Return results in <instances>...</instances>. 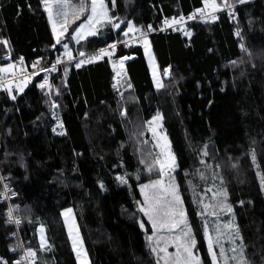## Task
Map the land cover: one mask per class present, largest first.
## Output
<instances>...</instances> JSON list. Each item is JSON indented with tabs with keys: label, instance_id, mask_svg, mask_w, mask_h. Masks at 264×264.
I'll list each match as a JSON object with an SVG mask.
<instances>
[{
	"label": "trees",
	"instance_id": "16d2710c",
	"mask_svg": "<svg viewBox=\"0 0 264 264\" xmlns=\"http://www.w3.org/2000/svg\"><path fill=\"white\" fill-rule=\"evenodd\" d=\"M104 1L111 23L74 44L71 35L85 15L56 44L41 0H0V41H8L0 43V68L8 56L38 60L44 68L69 49L88 52L122 38L130 22L152 31L147 38L162 85L155 84L139 45L117 52L137 56L120 92L112 87L106 60L79 68L63 63L44 88L40 72L23 92H12L15 100L0 90V168L17 193L26 249L38 254L42 227L50 264H77L62 218L72 208L91 264H158L139 207L140 186L158 176L157 169L149 171L154 155L143 142L145 122L161 114L201 264H212L199 204L208 179L200 176L210 169L235 214L244 259L264 264V0H215L223 10L211 22L191 24L190 36L161 27L213 0ZM83 2L89 6L91 0ZM215 225L212 219L219 264H239L238 249L231 251L235 245L216 235ZM13 234L0 200V264L19 259L12 252L19 246Z\"/></svg>",
	"mask_w": 264,
	"mask_h": 264
},
{
	"label": "rangeland",
	"instance_id": "374dc122",
	"mask_svg": "<svg viewBox=\"0 0 264 264\" xmlns=\"http://www.w3.org/2000/svg\"><path fill=\"white\" fill-rule=\"evenodd\" d=\"M41 2H42V0H41ZM50 2L53 3V15H54V18L56 19L57 31L59 32V31L62 30V27H61L62 26V19H61V17L59 15H57V13L60 12L61 9H59L56 6L54 0H50ZM68 3L71 5V7H69L66 10L69 11L70 13L72 12L73 8H77L78 7V1L77 0H68ZM212 3H213V1L210 2L209 4H207V6L205 5L203 9L204 10L209 9V10L214 11L212 9V7H211ZM215 3L217 5H219V3L217 1H215ZM42 4H43V2H42ZM90 4H91V2H90ZM104 4L107 7L105 1H104ZM42 6L45 9V5L43 4ZM218 8H220V9H216V10H218V11L221 10V5ZM45 12H46V15H47V18H48V21H49L51 33H52L54 39L56 40V37H55V35L53 33V30H52V21L49 19L48 12L47 11H45ZM85 15L86 16L90 15V5L88 6V8L85 11V13L83 15H81V17H83ZM108 15H109V13H108ZM69 20L72 21V20H77V19H74V17L70 15L69 16ZM86 23H87V17H86V19H84V21H82L81 24H86ZM107 23H108L107 21H103L101 24L96 25V29H97L96 33L99 32V30H101L104 27H106ZM68 28H67V32H68ZM127 31H128V28H127V30L125 32H127ZM67 32H65L64 35L61 38H65L67 36ZM73 34H75V31L72 33V35ZM97 34H95V35H97ZM72 35H71V39H72ZM91 36H94V35H87L85 33V36H84V38L82 40H84V39H86L88 37H91ZM145 40L147 41V49H148L147 52L145 50L146 46H145L144 42L142 43V45H143V48L145 50V54H146V57H147V61H148L150 72H151V74L153 76L155 84L157 85V81H159V83H160V79H161L160 72L158 71V65H157V62H156V58H155L154 52H153V50H152V48L150 46L148 38L145 39ZM149 54L151 56V59L149 58ZM101 60L102 61H104V60L108 61L107 59H101ZM9 65H13L14 67L11 68L8 72H3V73L17 72L21 68V64H19L16 61H11V62L7 63L6 65H4L2 68H8ZM167 72H168V70H167ZM167 75H166V77H167ZM31 80H32V78H26V79H24L23 81H21L20 83H18L16 85L8 84V85L11 86V96H13L12 92H14V91L16 92L15 95L23 92L28 87V85L31 82ZM20 87L23 88V91L19 90ZM121 89L122 88L120 87V90ZM158 115H159L160 118L159 119H154ZM158 115L154 116L152 119H150L149 121L145 122L146 130H145L144 136H143V142L145 144H148V146L153 151L154 157H153V164H152L151 168L157 169L158 176L153 178L150 181H147L146 183H144V184H142L140 186V192L142 194V202H141L139 208L145 206L144 205L145 192L148 194L149 197H159L160 200H161V204L162 205H163L165 200H171L172 199L171 191L165 192L164 190L165 189H171L172 186H175L176 191H177L180 199L183 202L182 196H181L180 191H179V186L177 185V183L175 181V178H174V173L176 171V160H175V168H174V170L171 169V168L165 167V170H164L165 174H163V175L160 172L161 164L157 162L159 160L161 162L167 163L169 161V157L170 156H174V153L172 152V149H171L170 141L168 139V136L166 134V131H165V128H164V125H163V117H162L161 114H158ZM149 122H152V123L150 124ZM57 124L60 125V122H57ZM152 129H155V135H154ZM149 136H151L150 142L149 141L145 142L144 141L145 138L146 137L149 138ZM174 158H175V156H174ZM200 178L203 179V180H206L208 178L206 180V183L204 184V187H203L204 188L203 190H205V191L201 193V196L199 198V204H200V214L204 215L206 217V219H207V230L209 232V235L212 237L213 245L215 243V238H214V235L211 234V232H210V230H211L210 223L212 222V219H214V222L216 224L214 226L217 229L216 235H218V236L230 241L231 243H233L235 245V248L238 249L236 254H240V256H241V251H240L241 250V246H240L241 245V239H240V235L238 237L235 235V228H237L236 220H235V214H234L233 211L231 213H228L226 211V209L223 207L224 205L230 206V204H229V202L227 200L228 196L226 195V197H225V195H224V193L226 191L222 189L219 181L215 180L216 175L211 171V169L209 171V174L207 173V174H204L203 176L201 175ZM157 180L162 181V184L157 185L155 188H151L150 187L148 189H145V192L141 191V187L143 185H151L154 181H157ZM205 206H208V207L206 208ZM178 207L183 209V211H184V213L186 215L187 223L190 226L184 203H182V205H179ZM68 209L72 210L71 211V219L69 220V223L74 221V228H73V231H72L71 235L69 234L68 224L65 223V219L66 218L63 215ZM213 213H216V214L213 215ZM145 217L148 220V217L147 216H145ZM62 218L64 220V223H65L66 227H67L68 235L70 237L72 245H73V237L77 238V245H76V248L74 250H75L76 254L78 252L80 253L79 260H82L81 264H83L84 260H83V257H82V253L84 252V249H83L84 242H83L81 233L79 231V228H78V225H77V222H76V219H75V214H74L73 209L72 208L64 209L62 211ZM148 222L150 224L151 231H150V233L147 234V238L149 236L152 237V240L151 241L148 240V242H149V247L151 248V250H152V248H156L155 252L152 251L154 256L159 261V264H173L172 257H174V255L176 254V244H175L173 238L175 236H177V235H180V230L177 229L175 232H169L167 229H161L159 231H155L154 232V230L152 228V225H151V222L149 220H148ZM230 224L233 227H226V225H230ZM41 229L42 228L39 229L40 234H42ZM205 240H206V243L208 245V240H207L206 237H205ZM165 247H167V254L160 251V249L165 248ZM30 250L35 253L34 256L29 257L31 259V261H33L34 264H38L37 260H40V264H50L48 257H45L44 255L38 256L36 250L35 251H34V249H30ZM28 251H27V253H28ZM193 251H194V254L199 257V254L196 251V247H195V249ZM242 253H243V248H242ZM243 258H244V255H243ZM199 259H200V257H199ZM218 264H219V262H218Z\"/></svg>",
	"mask_w": 264,
	"mask_h": 264
},
{
	"label": "snow or ice",
	"instance_id": "6c2138e0",
	"mask_svg": "<svg viewBox=\"0 0 264 264\" xmlns=\"http://www.w3.org/2000/svg\"><path fill=\"white\" fill-rule=\"evenodd\" d=\"M43 4L45 5V11L48 12V16L49 19L52 21V30L53 33L56 37V44H60L61 43V37L64 35L65 32H67V28L70 24V22H74V20L70 21L69 20V16H73L74 19H79L81 17V15H83L85 13V11L88 8V5L86 3L82 2L79 4V6L77 8H73L72 12L70 13L69 11H67L66 9H68L69 7H71V5L68 3V0H54L56 6L61 9L60 12L57 13V15H59L62 19V30L61 31H57V23H56V19L54 18L53 15V3L50 2V0H42ZM223 2V0H222ZM238 3H245L246 0H237ZM113 6L115 4V0H112ZM207 6V5H206ZM224 6H229V5H224ZM213 10H216L218 7H220V5H217L215 3V0H213V3L211 5ZM230 7V6H229ZM195 18L190 17V19ZM111 17H109L108 15V9L104 4V0H91V4H90V15L87 16V23L86 24H81L76 30H75V35L72 37L73 39H83L85 36V33L87 35H95L96 34V25L101 24L103 21H107L108 23H111ZM183 19V18H181ZM211 19H215V16L211 17ZM166 24L168 23H178V21H171L165 22ZM114 28H119L120 25L119 24H113L112 25ZM149 30H151V26H149ZM136 31V29L133 28L132 24L129 22L128 24V31L124 33V35H128L129 32H133ZM186 35H190V33H185ZM237 35H239V33H237ZM0 43H3L5 45L8 44V41H0ZM145 43V50L146 52L148 51L147 49V41H144ZM53 47H55V45H53ZM63 47L67 50L68 49V45L65 43L63 44ZM111 48H115V45H111ZM243 47V46H242ZM69 60L73 59L71 52H66ZM81 56H84L85 54L83 52L80 53ZM103 56H110V53L107 49H101L100 53L98 56H92L88 59L85 60H80L75 66L77 68H79L80 66H82L85 63H92L95 60L102 58ZM149 58L151 59V56L149 54ZM125 59H129L128 57H125ZM23 62V58H21V63ZM61 63V61L59 59L56 60L55 64L52 65V67L50 69H41V71H55L56 70V64ZM235 63V62H233ZM39 64V61L36 62L35 65H33V67H36V65ZM121 67H123V60L120 61ZM13 65H9L8 68H0V72H8L11 68H13ZM67 71V70H65ZM38 74V73H36ZM168 72L167 70H165V75H167ZM47 85V79L45 78V82L43 84L40 85L41 88H44ZM157 86H162L160 85L159 81H157ZM129 87H131V85L129 84ZM5 90L8 91L9 93H11V86L7 85L5 86ZM20 91H23V88L20 87L19 88ZM11 98L13 100L16 99V96L13 95L11 96ZM124 113H122L123 115ZM159 115L154 118V119H159ZM150 124L152 122H149ZM62 126V125H61ZM53 131H55V129H53ZM154 135H155V129H152ZM61 135L64 133H60ZM253 160H255V155L253 154ZM158 163L161 164V169L160 172L161 174H165V167L167 168H171L174 170L175 168V158L174 156H170L169 157V161L167 163L165 162H161V161H157ZM143 163V161H142ZM149 171H152V168H149ZM118 180H120L121 183H127V181L123 178V177H117ZM162 184V181L157 180L154 181L151 185H143L141 187V191L145 192V189L148 188H155L157 185ZM101 187H103V185H101ZM261 188L262 190H264V177H261ZM165 192L171 191L172 194V199L171 200H165L163 205L161 204V200L159 197H149L148 194L145 192V199H144V207H141L139 210L141 212L144 213L145 216L148 217V220L151 222L152 228L155 231H159L161 229H167L169 232H175L177 229L180 230V235H177L173 238L175 244H176V254L174 255V257H172L173 259V264H201L200 259L197 255L194 254V249L196 247V239L194 237V235L192 234V229L191 227L188 225L187 220H186V215L183 211L182 208H179V205H182V200L180 199L175 186H172L171 189H165ZM225 197H226V192L224 193ZM244 202L241 201L240 204L242 205ZM206 208L208 206H205ZM226 211L228 213H231L233 211L231 206H227L224 205L223 206ZM71 209H68L63 215L65 216V223L68 224V229H69V234L71 235L73 228H74V221H72L71 223H69V220L71 219ZM216 213H213V215H215ZM9 222H13L12 221V210H9ZM15 223L19 224L20 221L19 219L15 220ZM141 228H144V224L141 223ZM226 227H233L231 224L230 225H226ZM41 231L43 232V229H41ZM15 235V234H13ZM205 237L208 240V251L211 255V259H212V264H218V258H217V254L213 248V240L212 237L209 235V232L207 230V224H205V232H204ZM235 235L238 237L239 236V230L238 228H235ZM242 239V238H241ZM148 240L151 241L152 237L149 236ZM42 246L44 244V240L42 237ZM218 243V241H217ZM77 245V238L73 237V248L75 249ZM15 249H13L14 251ZM152 251L155 252L156 248H152ZM161 252H164L167 254V247L160 249ZM232 252H236L237 249L236 248H232L231 249ZM241 260L239 262V264H248L247 260L243 258V254H242V246H241ZM35 253L32 252L31 250L28 251L27 253V257H31L34 256ZM86 255V254H85ZM223 248L221 246V252H220V256H223ZM80 253H77V258L79 259ZM233 259H235V257H233ZM4 264H7V262H4ZM16 264H21L20 261H17ZM159 264V261H158Z\"/></svg>",
	"mask_w": 264,
	"mask_h": 264
},
{
	"label": "built area",
	"instance_id": "2783aa9c",
	"mask_svg": "<svg viewBox=\"0 0 264 264\" xmlns=\"http://www.w3.org/2000/svg\"><path fill=\"white\" fill-rule=\"evenodd\" d=\"M220 9V8H217ZM232 9V8H229ZM223 8L221 7V10H204V9H198L196 11H193L187 15L180 16L175 19H167L164 21L161 30H179L181 31L185 36H190L186 35L185 33H190L189 26L193 23L201 22H211L213 19L211 17L215 16L217 17V14L221 12ZM195 17L190 19V17ZM183 18V19H181ZM178 21V23H168L166 24L165 22H171V21ZM152 32V31H151ZM150 31H141V30H136L133 32L128 33V35H124L122 38L119 39H114L111 40L102 46L95 48L93 50H90L88 52H83L85 55L81 56L80 53H77L74 49H69L67 52H71V55L73 59L69 60L67 54L62 56L59 60L61 63L56 64V70L55 71H41V69H50L53 64H55L56 61H53L51 64L44 68H39L38 65L36 67H33V65L36 64L38 60H33L30 62H25L24 57L23 62L21 63V58L17 59L16 62L21 64V68L17 72H10V73H2L0 75V90L5 89V86L8 84L16 85L23 81L26 78H33L35 77L36 73H43L42 77V83L45 82V78L47 79V85L49 86L52 74L55 73L58 68L66 62H74L78 63L80 60H85L88 59L92 56H98L100 53L101 49H107L110 53V56H103L102 58H99L95 61H99L101 59H107L108 64L110 68L112 69L113 72V82H112V87L120 92V86L126 76L128 75V64L131 62L134 58L137 56L135 54H122L117 56V52L119 51L120 48L123 50H127L129 48L135 47L142 45L145 39L150 35ZM111 45H115V48H111ZM112 57V58H111ZM125 57H128L129 59H125ZM8 61H11V56H8L6 58ZM123 60V67H121L120 61ZM89 63H85L83 65H86ZM151 140V136L149 138H145V142ZM17 198V193L16 191L13 190V188L9 185L8 183V178L3 175L1 168H0V200L5 203L6 205V213L9 219V210H12V221L10 224L14 227L15 230V235L14 238L19 241V246L17 249H15L12 252H18L19 253V259L18 261L21 262V264H34L33 261L29 257H27V249L25 247V244L21 238V227H22V220L21 217L18 213V205L15 203V199ZM19 219L20 223L17 224L15 223V220ZM30 259V260H29Z\"/></svg>",
	"mask_w": 264,
	"mask_h": 264
},
{
	"label": "crops",
	"instance_id": "0c3cea01",
	"mask_svg": "<svg viewBox=\"0 0 264 264\" xmlns=\"http://www.w3.org/2000/svg\"><path fill=\"white\" fill-rule=\"evenodd\" d=\"M75 34H73L72 35V37L74 36ZM72 40H73V42H74V44H76V43H78L79 41H81L82 39H80V40H76V39H73L72 38ZM65 227H66V225H65ZM40 228H42V227H39L38 228V230H37V233H38V241H39V251H38V254L39 255H44L45 257H48V259H49V254H50V249H49V245H48V241H47V238H46V236H45V232H42V234H40V232H39V229ZM43 229V228H42ZM43 231H44V229H43ZM66 231H67V234H68V230H67V227H66ZM42 237H43V240H44V244H43V246H42ZM68 237H69V235H68ZM69 241H70V244H71V247H72V250H73V252H74V255H75V258H76V261H77V264H81V261L82 260H79L78 258H77V254H76V252H75V250H74V248H73V245H72V242H71V240H70V237H69ZM85 246L83 245V249H84V252L82 253V257H83V264H91L90 263V260H89V257L87 256V252L85 251V248H84ZM86 255H85V254Z\"/></svg>",
	"mask_w": 264,
	"mask_h": 264
}]
</instances>
